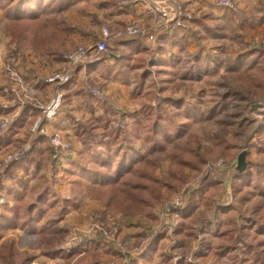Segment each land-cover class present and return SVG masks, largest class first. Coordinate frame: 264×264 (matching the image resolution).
<instances>
[{"label":"crops","instance_id":"crops-1","mask_svg":"<svg viewBox=\"0 0 264 264\" xmlns=\"http://www.w3.org/2000/svg\"><path fill=\"white\" fill-rule=\"evenodd\" d=\"M181 1L188 5L195 15V21L190 30L169 31L163 20L155 16L150 5L145 3H133L130 0H77L66 10L54 16L51 22L46 21L48 31L44 37L39 35V40H33L30 33L23 39H14L8 31L9 21L4 18L3 10L0 8V116L7 115L12 119L10 131L0 138V152L8 153L30 142V154L24 160L29 164L12 171L14 180L24 177L29 180L30 190L51 186L65 200L76 198V206L65 213L64 219L57 222V226L60 224L61 228L67 226L85 231L94 221L116 222L125 241L136 244L147 235L149 236L156 225L158 220L156 214L124 218L120 215L112 216L110 209L100 201L86 194H77L66 180V171L69 162L83 149L82 133L86 127L91 128V125L102 126L104 124L112 126L113 122L121 118L126 119L132 127L145 119V106L153 101L149 98V92L153 87L151 86L152 76H156L158 82L163 80V75L157 74L156 68L148 67L147 73V68L137 66L135 59L139 58L141 50L146 51L143 57L146 63L150 62L149 56L152 54L155 58L163 55L166 59L179 61V66L184 65L185 68L196 69L199 67L197 60L204 62L213 59L214 54L208 52L212 49L205 50L202 44L210 40L212 36L210 25L213 22L227 21L229 13H234L208 0ZM260 2L262 1L236 0L239 12L247 17L243 22L246 30L249 29L247 26L251 25L250 9L256 8ZM259 11L263 12V15L259 16L258 23L253 24V27L257 29L256 31H264V10ZM103 24L109 25L112 30L128 24L143 27L157 37L156 47L148 48L139 39L125 40L126 44L129 43L126 46L122 45L124 41L112 42L108 58L97 64L78 68L71 81L60 89L64 95L62 109L54 120L42 123V127L47 130V136L31 139L30 127L40 115L35 107L36 102L48 103L58 90L55 85L47 84L45 79L60 69L63 60L61 53L98 42ZM252 33L256 32L252 31ZM253 38L249 36L245 39V43L254 42ZM255 41L262 40L257 38ZM158 49L161 50L159 53H157ZM243 53L240 51L235 57ZM123 55L132 59L125 60ZM11 56L16 58L17 70L23 78V82L17 86L4 74L5 64ZM204 66L207 67L205 63ZM193 76L195 78L189 77V79L181 80V77L176 75L173 93L171 85L169 89L162 86L159 88L164 92L172 93L174 98L183 100L185 105H192L197 103V99L194 101L182 93H185L184 88H187V83L196 81L198 76L196 71ZM5 87L16 89V94L4 92ZM89 87L103 89L107 94V101L99 102L92 98L88 93ZM151 107L153 108V104ZM57 131L62 132L72 145L69 158L61 159L60 162L53 160L49 145V136ZM253 140L252 145L256 150L252 152L255 149L252 148L247 152L251 154L254 161H257L256 158L261 157L259 152H262L264 156V150L260 151L255 146L258 141L256 135ZM12 183L9 178L5 177L1 180L0 190L10 187ZM230 187L228 182L226 188ZM3 193L0 191V210L5 204ZM212 204L210 200L205 199L197 205L190 219L185 220L186 226H189L193 232L195 227H199L196 224H202L199 231L202 233L204 244H196L194 234L193 239L185 246L179 247V254H172L167 248L169 239L164 236L161 240L154 241V245L145 249L140 256H127L129 264H183L179 262L182 258L181 254L184 253L192 255L193 260H187L190 264H235L236 259L243 258L246 250L244 242L249 240V237L257 236L264 239V228L259 229V224L253 223L264 220V200L261 197L250 198L242 206L240 205V209L226 203L215 211ZM248 207H251L250 210ZM251 210L252 213H250ZM201 216L205 218L199 221ZM192 221H196V224H191ZM231 221L240 227L243 226V238L240 240L239 233L235 234L234 236L238 238L236 250L226 252L222 244L225 232L231 228ZM185 233L184 238L187 242ZM22 235L30 238L37 237L26 235L19 230L10 231L2 238L0 246L9 238L18 243ZM102 249L101 242L94 240L86 251L94 253V256L97 255L100 259L103 257L106 260L112 259L115 250L113 252L110 249Z\"/></svg>","mask_w":264,"mask_h":264},{"label":"trees","instance_id":"trees-1","mask_svg":"<svg viewBox=\"0 0 264 264\" xmlns=\"http://www.w3.org/2000/svg\"><path fill=\"white\" fill-rule=\"evenodd\" d=\"M76 1L0 0V8L3 10L4 18L9 21L8 31L14 39H23L30 33L33 40H39L38 36L44 37L48 31L46 21L51 22L54 16L66 10ZM124 42L123 46L129 44ZM160 51L158 49L157 53ZM141 52L139 58L135 59L137 66L147 68V73L148 67L156 68L157 73L163 75V80H159L155 85L157 88L154 87V90L149 92V98H154L157 94L160 95L156 108L158 115H155L154 108L146 105L145 119L130 129L119 130L110 124L86 127L82 133L83 149L69 162L66 171V180L73 186L77 194H86L88 197L100 201L110 209L112 216L120 215L123 218L137 215L151 216L154 206L163 198L164 182L156 174V164L153 160L155 157L164 155L171 161L169 181L166 185L169 189L174 190L183 184L185 168L200 170L214 156L204 149L197 137H193L183 150L176 147L174 143L187 133L193 123L199 120H211L216 113V107L206 115L200 104L185 105L183 100L174 98L158 86L161 85L165 89H169L168 87L174 83L176 75L180 76L181 80L189 79V77L195 78L193 76L195 71L198 74L201 68L204 70L206 68L201 65L199 60H197L199 67L196 69L185 68L184 65L179 66V61L175 59H166L163 55L155 58L154 54L149 56L150 62L146 63L143 58L146 51L141 50ZM108 54H103L99 62L108 58ZM123 59L130 61L132 58L123 55ZM226 72L231 78L239 80L244 85L246 92L254 90L264 93V49L256 46L244 52L229 63ZM200 74L196 79H200ZM262 118L264 120V114ZM10 129L11 126L9 131ZM263 132L264 122L262 127L256 130L255 135L263 136ZM216 144L215 153L220 155L222 150L218 147L226 146L225 142L218 138ZM262 149L264 150V147L259 148L260 151ZM29 154L30 150L25 159ZM25 159L21 162H11L5 170V177L13 183L10 187L0 190L2 193L4 192L5 197V204L0 210V241L10 231L19 230L37 237H46L53 232L63 233L58 229L54 230L53 227H47V223L44 222L46 215L50 210L59 209L60 217H62L70 208L76 206V198L60 199L51 186L30 190L28 179L22 177L14 180L12 171L29 164L24 161ZM246 162L245 172L239 173L235 168L233 174L228 175L225 181L209 178L211 180L202 186L205 187L204 190L210 189V198L216 195L222 189L223 184L229 180L233 193L238 196L237 206L234 207L239 208L240 205L242 206L244 202L255 196L264 200V159L257 164L252 163L247 152ZM195 196L192 195L191 200L185 202V206L178 210L182 220L174 231L178 242L172 248V254H179V247L185 246L194 237V232L186 226L185 220L190 219L198 207L199 201ZM253 223L259 224V229L264 228V220ZM230 227L225 232L222 244L226 252L236 250L238 238L240 240L243 238V226L240 227L231 221ZM184 232H186L187 242H185ZM235 234H238V238L234 236ZM164 236H155L147 249L154 245V241L161 240ZM165 237L168 239L167 236ZM200 242L204 244L202 240ZM244 247L246 250L243 258L236 259L235 264H264L263 238L251 236L244 242ZM73 253L54 250L47 252V256L70 259L74 256ZM182 256L179 263L190 264L186 256L184 254ZM0 260L6 264H31L33 256L28 253L22 255L16 248L15 240L9 238L0 246ZM77 264L94 263H85L80 260Z\"/></svg>","mask_w":264,"mask_h":264},{"label":"rangeland","instance_id":"rangeland-1","mask_svg":"<svg viewBox=\"0 0 264 264\" xmlns=\"http://www.w3.org/2000/svg\"><path fill=\"white\" fill-rule=\"evenodd\" d=\"M260 1L262 2H260L256 8L250 9L251 25L247 26L249 28L248 30L245 29V23H243L247 17L241 13H229V19L227 21L213 22V24L210 25L212 36L210 40H207L202 44L205 50L208 48V50L212 49L208 52L209 54H214L213 59L201 62L202 66H204V63L207 65V67L204 66L206 70L201 68L200 72L198 73H202L200 79H196V81L187 83L188 86L187 88H184L185 93H182V95L187 96V98L194 99V101L197 99V103L200 104L202 111L206 115L210 114L214 107H216V113L211 120H199L193 123L188 128L187 133L178 141H176L174 145L183 150L187 147V145H189V142L193 137H197L204 149L210 155L214 154V156L213 158L209 159L200 170L185 168L183 170V176L185 178L183 184L174 190L169 189V187L166 185L169 181V167L171 165V161L164 155L155 157L153 159L156 164V174L164 182V188L163 198L156 203L153 209L154 214L152 215L154 216L156 214L158 220L156 225L152 228L150 235H147L136 244L128 243L125 241L118 223L102 222L99 220L94 221L88 230H77L79 231V234H86L91 231L90 229L99 225L102 226L103 229H112L113 233L114 230L117 229L116 236L112 239V242L108 241L110 242L109 244L106 243V239L102 237V235L100 236L99 233L90 239V244L94 240H98L101 242L103 249H110V251L113 252L115 250L114 253L112 252V259L106 260L105 257L100 259L97 257V255L94 256V253L81 250L82 247L87 249L89 246V240H85L83 243L82 240H80L78 241V244L75 246V248H71V234L76 230V228H70L67 226H63L61 228L60 224L57 226V224L64 219L65 214L60 217L59 209H53V211H48L44 222L47 223V227H53L55 228L54 230L58 229L63 231V233L53 232L46 237L36 238H30L22 235L23 237H20L19 242L16 243V248L22 255L28 253L33 256V262L31 264H77L80 260H83L85 263L94 264H109L110 262L123 263L125 259L124 253L122 252L123 246L128 249V252L125 253V256L138 257L142 254V252H144V249H147L149 243L157 235H165L168 237L169 240L167 244L169 243V245L167 248L170 252H172V248L178 242L174 235V231L179 227L181 222V215L178 213V210L181 208L175 210L174 212L169 210L173 199L183 189L187 190L188 194L186 202L191 200L192 195H196L195 197L198 199L199 204L208 198V200L213 203L212 207L215 211L225 203L237 206L238 196L233 193L232 187L226 188L229 180H227V183L225 182L223 184L222 189L211 198L209 194L210 189L206 188V190H204L205 187L202 185H205V183L211 179H221L225 181L228 175L233 174L235 168L237 167V156H239V154L244 150L250 151L252 148H255L254 145H252L254 144L253 138L255 132L258 130V128L262 127L264 122L262 118V115L264 114V93H259L258 91L254 90L246 92L244 85L239 82V80L231 78L228 75V72L225 73V70L229 67V63L236 59L235 55H237L240 51L246 52L256 46L264 49V31H256L257 29L253 27V24L258 23L259 16L263 15V12L261 13L259 10H264V0ZM252 31L256 33L253 34ZM249 36L254 37V42L247 44L245 43V39H247ZM257 38L261 39L262 41H255ZM157 80L158 79L156 76H152L151 86H153V90L154 87L157 88V86H155ZM171 86V92L173 93L174 87L173 85ZM168 93L173 96L172 93ZM159 98V94H157L154 98L151 97L153 101L150 105L152 106V104H155L153 105L155 111L159 104ZM155 113L157 116V111ZM130 128L131 126L129 124V129ZM262 135L263 136H257L258 141H256L257 145L255 146L258 149L264 147V132ZM218 138L224 141V145H226L218 147L222 150V154L220 155L215 153V148L217 147L216 142ZM18 149L11 150L8 153L0 152V181L4 180L5 170L11 163L6 162L7 157L10 154L15 153V151ZM255 150L256 148L253 149L252 152H255ZM259 154H261V157H257V161H254V159L251 158V154H249V158L252 163L257 164L264 159L262 152H259ZM58 196L60 199H63L60 195ZM183 206H185V203ZM250 208L251 207H248V210H250ZM250 213H252V210ZM204 218V216H201L199 221L204 220ZM193 223L196 224V221L191 222V224ZM196 225L199 227H195L194 234L196 238L194 240L196 244H200L203 236L199 229L202 224ZM54 250L74 252V256L70 259H65L64 257L59 256L57 258L47 256V252H52ZM185 255L187 260H193L192 255ZM181 257H183L182 254ZM0 264L6 263L0 260Z\"/></svg>","mask_w":264,"mask_h":264},{"label":"built area","instance_id":"built-area-1","mask_svg":"<svg viewBox=\"0 0 264 264\" xmlns=\"http://www.w3.org/2000/svg\"><path fill=\"white\" fill-rule=\"evenodd\" d=\"M130 1H132L133 3H145L150 5L152 13L163 20L169 31H175L177 29H192L193 20L195 17L194 12L181 0ZM208 1L233 13H237L239 11L236 0ZM132 39L141 40L146 44L148 48L151 49H154L157 44V37L147 29L138 25L128 24L117 30H112L108 25H102L101 37L98 42L90 46H79L73 50L62 52L61 57L63 60L60 69L45 79V82L47 84L55 85L58 90L54 97L48 103L44 104L41 102H36L35 107L40 112V115L35 119L34 123L30 127L29 133L31 139L39 136H47V130L45 129V127H42V123L44 121L54 120L58 116L64 102V95L60 89L71 81L73 74L78 68H85L99 62L103 54L109 53L110 44L112 42ZM16 61L17 60L14 56L8 58L4 67V74L8 76L10 81L17 86L23 82V78L17 70ZM3 91L6 93L14 92L16 94V89H9L5 87L3 88ZM88 93L92 98L98 100L99 102L107 101V94L103 89L89 87ZM11 123L12 119L10 116H0V136L8 133ZM112 126L115 129L119 130L129 129V123L124 118L113 122ZM49 145L51 147L52 158L54 161L60 162L61 159H67L71 155L72 145L62 132L57 131L50 135ZM30 147V142L25 143L22 147L15 151V153L10 154L6 159V162H21L23 159H25ZM187 196V190L183 189L182 191H180L179 194L173 199L169 211L172 210V212H174L175 210L182 208L187 200ZM90 230V232L86 234H79V231L77 230L73 231L71 234L70 242L71 248H75V246L78 244V241L80 240H82V243L85 242V240H89L90 244V239L98 233L100 236L102 235V237L106 239V243L109 244L113 241L112 239L116 236L117 233V229L114 230L113 233L112 229H103L100 225ZM81 250L85 251L86 248L82 247ZM122 252L124 253L125 257L123 263L110 262L109 264H129L127 256H125V253L128 252V249L125 248V246H123Z\"/></svg>","mask_w":264,"mask_h":264},{"label":"water","instance_id":"water-1","mask_svg":"<svg viewBox=\"0 0 264 264\" xmlns=\"http://www.w3.org/2000/svg\"><path fill=\"white\" fill-rule=\"evenodd\" d=\"M246 155L247 151L244 150L239 156H238V161H237V171L239 173H243L247 169V162H246Z\"/></svg>","mask_w":264,"mask_h":264}]
</instances>
